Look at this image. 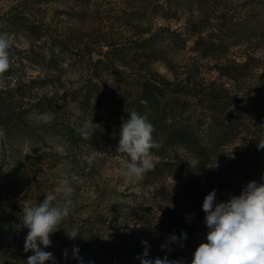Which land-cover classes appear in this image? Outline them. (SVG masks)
<instances>
[{"label":"trees","instance_id":"obj_1","mask_svg":"<svg viewBox=\"0 0 264 264\" xmlns=\"http://www.w3.org/2000/svg\"><path fill=\"white\" fill-rule=\"evenodd\" d=\"M97 1L14 0L0 13V34L30 41L23 65L45 71L36 78L15 74L10 57L0 77L16 81L0 86V128L19 126L33 110L50 115L47 127L68 159L85 165L94 153L120 158L122 121L133 109L146 114L160 147L143 182L159 204L109 202L101 214L117 226L105 238L94 237V226L78 228L59 252L44 250L56 264H141L147 241L149 258L177 259L174 246L161 250L165 235L186 232L184 243L195 252L192 234L205 224L209 192L224 202L250 181L264 183V149L257 148L264 140V0H125L108 19L89 10ZM52 6L69 23H55ZM158 18L184 19L183 30L156 25ZM70 70L79 73L77 85L63 99L33 93L64 87ZM91 117L96 130L84 138L81 128ZM80 173L89 175L85 168ZM4 221L0 215V242ZM131 225L138 227L130 231ZM5 253L0 244V258Z\"/></svg>","mask_w":264,"mask_h":264},{"label":"rangeland","instance_id":"obj_2","mask_svg":"<svg viewBox=\"0 0 264 264\" xmlns=\"http://www.w3.org/2000/svg\"><path fill=\"white\" fill-rule=\"evenodd\" d=\"M13 1L0 0V13L7 10ZM124 6L125 0H99L90 6L89 10L98 9L99 15L108 19ZM54 7L56 6L50 8L48 14L55 18V23L57 21L59 25L69 23L65 17L59 18L53 14ZM148 20L149 18L146 22ZM156 25L183 30L184 19L158 18ZM12 37L14 44L10 49V57L16 61L15 74L25 72L29 78L44 75L45 71L40 65L32 63L23 65L24 50L30 46V41L20 34H14ZM192 44L193 41H190L189 46ZM68 74L64 87L34 89L33 93L57 94L58 99H63L67 91L73 85H77L72 82L79 76L77 71L72 70ZM210 75L214 78L218 76L215 72H211ZM15 81L16 79L11 77H0V86H13ZM46 117L33 110L25 116L19 126L10 125L7 130L0 128V215L6 220L3 223L6 230L3 241L0 242L6 253L0 258V264H26L28 257L33 255L31 251H24L28 229L22 225L23 209L42 202L64 174L75 173L80 177V172L84 168L85 172L89 173L81 177V182L72 184L74 206L69 217L62 223V228L50 236L52 242L50 247L53 248V252H59L58 250L67 242L66 231L70 232L73 228L86 229L94 226L96 230L94 237L105 238L110 228L113 230L114 226H117L101 214L102 208L109 202L127 200L132 204L144 202L159 204L158 199L154 198V188H145L143 179L128 181L119 175L117 157L94 153L89 156L85 165L78 163L79 158L77 161L68 159L63 147L55 140L54 131L47 127L53 124V121ZM137 227L131 225L127 226V229L132 231ZM208 231L206 224L196 226L192 234V242L196 247L207 242ZM169 236L171 235H165V241ZM189 238L191 240V237ZM184 241L183 246L171 245L175 248L177 260L183 258L184 264H191L194 250ZM59 256L60 253L56 259H60Z\"/></svg>","mask_w":264,"mask_h":264},{"label":"clouds","instance_id":"obj_3","mask_svg":"<svg viewBox=\"0 0 264 264\" xmlns=\"http://www.w3.org/2000/svg\"><path fill=\"white\" fill-rule=\"evenodd\" d=\"M14 39L7 33L0 34V76L9 71L12 61L9 49ZM141 104L147 106V101ZM124 119L120 127V140L116 153L119 158V175L128 181L142 180L154 170L153 149L160 144L153 139L154 126L146 114L135 109ZM78 115H80L78 113ZM46 118H50V115ZM92 117L83 122L81 134L88 138L96 130ZM258 150L264 149V140L257 143ZM264 180V177H262ZM81 182L75 173L64 174L57 181L53 191L48 192L42 202L23 209L22 225L28 229L24 251H31L26 264H56L53 253L44 248L51 246L50 236L62 228L74 206L73 183ZM202 209L206 213L205 224L209 229L207 242L201 243L193 254L191 264H264V183L255 180L246 184L239 195H231L224 202H216V190L204 198ZM70 239H76L78 228L66 231ZM187 233L169 236L161 250L171 252V244L183 246ZM142 256L137 259L141 264H184L183 258H149L147 241ZM43 245V248L41 247ZM78 248H74L73 258L80 259ZM67 256V251H65Z\"/></svg>","mask_w":264,"mask_h":264}]
</instances>
